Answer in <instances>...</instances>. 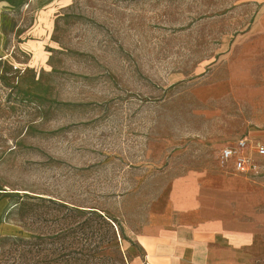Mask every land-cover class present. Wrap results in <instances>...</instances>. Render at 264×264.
I'll list each match as a JSON object with an SVG mask.
<instances>
[{
    "label": "rangeland",
    "instance_id": "obj_1",
    "mask_svg": "<svg viewBox=\"0 0 264 264\" xmlns=\"http://www.w3.org/2000/svg\"><path fill=\"white\" fill-rule=\"evenodd\" d=\"M232 1L0 0V264H139L165 180L231 168Z\"/></svg>",
    "mask_w": 264,
    "mask_h": 264
},
{
    "label": "crops",
    "instance_id": "obj_2",
    "mask_svg": "<svg viewBox=\"0 0 264 264\" xmlns=\"http://www.w3.org/2000/svg\"><path fill=\"white\" fill-rule=\"evenodd\" d=\"M231 6L246 20L216 54L213 68L222 71L210 86L245 99L251 122L262 127L251 134L264 142V0H233ZM252 158L256 167L248 172L231 163L223 171L190 168L167 178L134 231L144 252L139 264H262L264 156Z\"/></svg>",
    "mask_w": 264,
    "mask_h": 264
},
{
    "label": "built area",
    "instance_id": "obj_3",
    "mask_svg": "<svg viewBox=\"0 0 264 264\" xmlns=\"http://www.w3.org/2000/svg\"><path fill=\"white\" fill-rule=\"evenodd\" d=\"M253 154L264 156V142L255 138L251 133L242 134L232 142L223 143L219 153L222 160H230L233 168L239 172L255 169ZM262 264H264V259H262Z\"/></svg>",
    "mask_w": 264,
    "mask_h": 264
}]
</instances>
